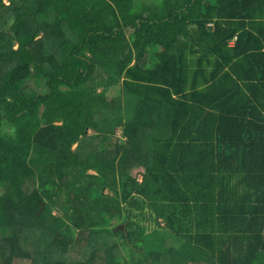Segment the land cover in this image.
Segmentation results:
<instances>
[{
  "label": "trees",
  "instance_id": "1",
  "mask_svg": "<svg viewBox=\"0 0 264 264\" xmlns=\"http://www.w3.org/2000/svg\"><path fill=\"white\" fill-rule=\"evenodd\" d=\"M127 258L264 264V0H0V264Z\"/></svg>",
  "mask_w": 264,
  "mask_h": 264
},
{
  "label": "rangeland",
  "instance_id": "2",
  "mask_svg": "<svg viewBox=\"0 0 264 264\" xmlns=\"http://www.w3.org/2000/svg\"><path fill=\"white\" fill-rule=\"evenodd\" d=\"M141 174H142V170H135L133 172V175L138 179H141ZM123 230H125V226H124ZM166 237L167 236H166V232L164 229H162V228L155 229L154 231H152L151 234L144 236L143 246L141 247V250L146 252V253H150L151 250L155 249V246L160 245L159 240L166 238ZM169 243L172 245L176 244L174 239L171 240ZM156 250H160V248L156 249ZM139 252H141V251H139ZM121 264H132V262L130 263L129 259L127 258V259H122Z\"/></svg>",
  "mask_w": 264,
  "mask_h": 264
},
{
  "label": "crops",
  "instance_id": "3",
  "mask_svg": "<svg viewBox=\"0 0 264 264\" xmlns=\"http://www.w3.org/2000/svg\"><path fill=\"white\" fill-rule=\"evenodd\" d=\"M149 56H150V57H151V56H154V55H153V50L150 51ZM151 63H153V61H151Z\"/></svg>",
  "mask_w": 264,
  "mask_h": 264
},
{
  "label": "water",
  "instance_id": "4",
  "mask_svg": "<svg viewBox=\"0 0 264 264\" xmlns=\"http://www.w3.org/2000/svg\"><path fill=\"white\" fill-rule=\"evenodd\" d=\"M119 229L123 230L124 229V226L122 225Z\"/></svg>",
  "mask_w": 264,
  "mask_h": 264
}]
</instances>
